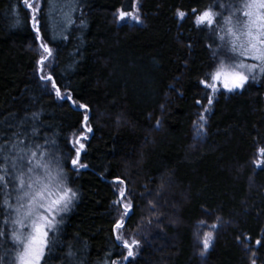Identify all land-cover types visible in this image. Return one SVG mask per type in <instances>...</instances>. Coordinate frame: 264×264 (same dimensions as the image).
<instances>
[{
    "label": "trees",
    "instance_id": "trees-1",
    "mask_svg": "<svg viewBox=\"0 0 264 264\" xmlns=\"http://www.w3.org/2000/svg\"><path fill=\"white\" fill-rule=\"evenodd\" d=\"M134 1L55 0L50 12L42 0L40 36L53 52L44 74L73 105L40 79L44 53L31 13L19 0H0V121L27 116L31 131L38 112L37 140H55L77 192L47 264H111L126 255L113 232L124 211L114 203L118 186L131 205L123 235L141 242L124 264H251L248 248L264 264V247L255 245L264 236V155L254 164L264 147L263 87L250 83L206 104L200 84L218 40L195 25L192 9L216 11L229 0H137L143 22L118 23L114 13ZM80 104L92 131L74 169Z\"/></svg>",
    "mask_w": 264,
    "mask_h": 264
},
{
    "label": "snow or ice",
    "instance_id": "snow-or-ice-1",
    "mask_svg": "<svg viewBox=\"0 0 264 264\" xmlns=\"http://www.w3.org/2000/svg\"><path fill=\"white\" fill-rule=\"evenodd\" d=\"M47 2L50 12L58 7L55 0ZM20 4L31 13L36 39L41 40L39 47L44 54L38 61L40 79L51 84V90L58 99L71 101L75 105L76 101L72 100L70 94L61 92L53 75L44 74L45 61L52 57L53 52L40 36L37 16L43 9L42 0H19L16 7ZM218 9H192L195 25L212 29L219 41L213 51L210 70L200 81L214 94L219 91L218 86L235 92L243 89L250 77L255 80L257 74L264 75V0H229L228 3H220ZM177 14L181 19L186 15L181 10ZM126 17L137 22L140 19L138 15L120 10L118 19L124 20ZM16 22L19 23V19ZM208 102L212 103L211 97ZM78 107L84 109L85 114L83 130L78 136L73 134L76 137L73 142L76 158L69 159L74 169L85 147L80 141L86 140V133L92 131L87 126V105L80 104ZM39 116L38 112L31 114V131L26 127L29 125L27 116L16 123L8 119L0 121V264H47V258L57 245L55 233L63 221L62 214L70 210L77 198V192L67 182L65 167L68 160L57 154L59 149L55 146V140L47 137L43 143L37 140L39 129L35 122ZM200 119L203 121L205 118L201 116ZM77 144L79 147H76ZM259 153L264 155V147L259 149ZM119 183L123 184V181ZM119 197L114 203L121 205L124 211L114 223L113 232L115 241L126 250V255L121 254L122 258L112 260L111 264H124V261L134 257L141 243L134 237L127 239L123 235L124 218L129 214L131 205L124 203V189H120ZM209 241L210 236L204 240L205 251L209 248ZM255 245L257 249L264 247V236L257 239ZM247 251L252 253L251 264H256L258 257L255 251L252 248ZM73 256L70 249L67 257Z\"/></svg>",
    "mask_w": 264,
    "mask_h": 264
},
{
    "label": "rangeland",
    "instance_id": "rangeland-1",
    "mask_svg": "<svg viewBox=\"0 0 264 264\" xmlns=\"http://www.w3.org/2000/svg\"><path fill=\"white\" fill-rule=\"evenodd\" d=\"M138 5H139V3H138V1L137 0H135L134 2H133V5H132V8H131V10L129 11V12H131V13H133V15H138L139 16V22H137L136 20H133L131 17H126L124 20H119L118 19V15H119V11L120 10H117L115 13H114V16H115V18H116V21L118 22V23H128V24H130V25H139V24H141L142 22H143V20H142V16H141V14H140V12H139V9H138ZM137 9H138V11H137ZM194 20H195V16H194ZM219 43V41L217 42V44ZM217 44L213 47V49H212V51H214L215 49H216V46H217ZM42 55V54H41ZM249 62H251V61H249ZM205 79V78H204ZM250 83H254V84H256V85H261L262 87H263V101H264V75H260V74H257V78L255 79V80H253L251 77L249 78V81H248V83L244 86V88L248 85V84H250ZM201 84V83H200ZM201 87H202V96H203V98H204V101H205V103L206 104H209V102H208V98L209 97H211V98H214L216 95H219V94H228V93H231V92H228L226 89H224L222 86H218L219 87V91L218 92H216L215 94L214 93H212V91L210 90V89H206L202 84H201ZM243 88V89H244ZM238 90H242V89H238ZM200 117L201 116H203L204 115V113H205V111H206V105L204 104V103H202V105H200ZM201 122V119H200V121H199V123ZM80 133H77L76 135L78 136ZM200 133H196V137L198 138V137H200ZM74 136V135H73ZM75 136H74V138H73V140H75ZM81 142V141H80ZM76 147H79L78 146V144L76 145ZM261 148V146L259 145V146H257V148L255 149V151H254V164H255V166L256 167H258V165L259 166H261L262 165V163H261V157H262V155L259 153V149ZM76 155V154H75ZM69 186V185H68ZM120 189H121V187L120 186H118L117 187V192L119 193V191H120ZM127 201H125L124 200V203H126ZM68 212V211H67ZM66 212V213H67ZM63 214H65V213H63ZM62 214V215H63ZM122 215V213L120 214V216ZM200 231H203L202 229L200 230V227L198 228V229H195L194 230V236L196 235V239H197V241H198V244L200 245V244H202V241H200L199 240V237H200ZM124 237H125V235H124ZM125 238H127V239H131V238H133L132 236H130V237H125ZM201 242V243H200ZM204 245V244H203ZM201 246V250L203 249V246L202 245H200ZM198 250H200V248H198Z\"/></svg>",
    "mask_w": 264,
    "mask_h": 264
},
{
    "label": "water",
    "instance_id": "water-1",
    "mask_svg": "<svg viewBox=\"0 0 264 264\" xmlns=\"http://www.w3.org/2000/svg\"><path fill=\"white\" fill-rule=\"evenodd\" d=\"M115 180H117V179H115Z\"/></svg>",
    "mask_w": 264,
    "mask_h": 264
}]
</instances>
